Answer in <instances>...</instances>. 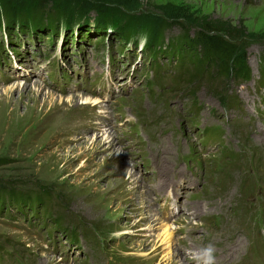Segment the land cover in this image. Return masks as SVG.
Returning <instances> with one entry per match:
<instances>
[{
    "label": "rangeland",
    "instance_id": "obj_1",
    "mask_svg": "<svg viewBox=\"0 0 264 264\" xmlns=\"http://www.w3.org/2000/svg\"><path fill=\"white\" fill-rule=\"evenodd\" d=\"M3 1L25 13L26 9L33 10L27 1L36 3V0H0L6 20L8 15ZM108 1L112 3L40 0L43 11L60 13L55 33L46 28L49 19L43 14L39 18L44 28H26L34 31V37L22 32L15 22L9 28L0 29V40L8 31L14 35L7 34V41L2 39L0 76L9 78L8 82L18 81L0 83V193L46 190L55 198L49 214L42 212L40 220L13 207L4 214L0 209V264H89L92 258H96L93 264H184V260H191L187 255L192 251L212 244L206 237L214 236L210 237L211 241L223 243L220 236L226 226L223 220L215 217L227 216L230 204L232 210L236 202L246 199L241 198V194H246L241 184L245 171L256 173V181L248 186L249 193L260 188L259 195L264 200V143L260 138L264 135V0ZM19 18L16 15L13 20ZM178 21L183 27L175 26ZM165 23L174 27L162 33ZM205 28L232 35L231 40L247 57L251 69L249 80L236 73L218 76L216 67L210 70L211 77L216 76L213 82L207 74L204 80L196 81L195 68L188 58L181 66L182 59L173 54L168 40L183 39L184 31L192 37ZM149 32L156 46L161 44L159 51L142 44L145 38L147 41ZM160 34L165 36V42L157 41ZM76 35L81 36L82 48L75 44L73 37ZM126 47L129 48L125 51ZM49 58L58 63L60 72L51 79L49 74L54 64L48 65ZM9 66L19 70L18 79L13 77L18 74L10 77ZM28 70H37L39 74ZM33 74L39 75V82L32 81ZM188 74L194 80L189 79ZM111 75L115 80L112 89L119 91L106 94L108 102L112 103L115 143H111V136L105 132L101 135L104 129L96 127L102 116L96 115L93 121L89 120L91 106L80 104L82 99H88L92 106H97L95 101L100 100L89 99L92 96L86 90L103 92L96 88L99 78L106 88ZM58 81L77 89L62 95L49 88L48 84L59 87ZM35 85L41 89H36ZM157 86L169 99L171 107L166 111V125L157 126L153 134L155 138L163 132L170 134L158 136V139L169 141L170 148L166 157L158 146L154 159L143 124L136 123L135 117L147 114L145 105L149 114H155ZM124 88L130 97L123 94L117 98ZM48 94L54 97L49 98ZM70 97L75 98V102L68 103ZM52 103L59 107H52ZM114 103L117 114L113 112ZM122 108H125L124 115L119 113ZM161 110L157 108V112ZM127 114L129 119L123 121ZM207 114L216 117L226 132L231 128L236 138L246 143L247 149L236 146L234 136L227 135V142L235 147L225 148L221 154L223 131L203 130L200 126L217 124ZM153 115L149 116L153 118ZM251 118L257 119V124H244ZM256 129L258 135L253 134ZM182 131L193 138V153L178 160L174 155L181 144L187 151L189 148L178 141ZM143 135L145 150L140 147ZM245 136L250 137L248 142L242 139ZM143 150L148 156L147 164L152 163L155 168L153 174L147 173L150 166L144 167L141 163ZM120 152L127 159L124 165L118 159ZM240 157L245 159L235 164L233 161ZM202 158L209 164L200 163ZM125 166L128 169L123 173ZM162 169L165 171L161 172ZM170 169L186 171L193 180L185 190L179 188L185 211L178 217L175 228L182 231L192 228L194 232L182 235L173 252L169 247L173 238L167 243L159 237L164 230L162 223L147 220L149 202L151 204L154 197L150 194L148 202L144 190L152 185L150 192L154 191L153 194L162 199L166 184L176 182L175 173L171 174ZM218 169H226L227 176L220 178ZM133 171L137 176L144 172L147 185L140 176L135 179ZM215 197L223 204L224 212ZM259 206L264 207V201ZM244 209L245 204H242L237 211L232 210L231 215L236 216ZM250 210L256 212L257 204L253 203ZM207 212L217 215L208 217ZM46 222L49 227L43 224ZM58 224L64 229L56 228ZM243 226L250 233L257 230L264 235V211L252 218L249 226L246 222ZM145 228L146 232H141ZM235 229L241 238L244 232L236 226ZM76 235L85 241L87 248L82 241H75L73 236ZM236 242L240 243L229 245L228 251L239 249L242 261L243 245L240 240ZM214 247L216 251V244ZM181 251L187 253L186 258L179 254ZM215 256V264H223V257L229 261L224 253ZM258 261L259 254L252 264Z\"/></svg>",
    "mask_w": 264,
    "mask_h": 264
},
{
    "label": "trees",
    "instance_id": "obj_2",
    "mask_svg": "<svg viewBox=\"0 0 264 264\" xmlns=\"http://www.w3.org/2000/svg\"><path fill=\"white\" fill-rule=\"evenodd\" d=\"M40 0H36V3L34 1H27L28 7L31 4V8L33 10L26 9L25 11L22 10V12L19 9H15L11 3H6V1H3L5 8V12L8 15L7 17V23L5 22L4 18L2 17L4 15L3 13V7L0 5V29H4L5 27L9 28L11 24L14 22L17 23L19 26H21L22 30L25 31L31 35L34 36V31L28 30L27 27H31V29L36 30L40 28H44L41 21V14L45 15L44 17L48 18L49 20H46V28L48 27L50 32L55 33V29L57 25L59 24V20L57 19V15L60 14L58 12H52L51 10L43 11V8H41L42 4L39 2ZM96 2H105V3H112V1L108 0H91ZM41 4V5H40ZM10 6V7H9ZM36 7V9H35ZM29 8V9H31ZM31 11V12H30ZM13 14V16H12ZM19 15L20 18L16 21L13 20V18ZM40 15V18H39ZM60 16V15H58ZM12 18V20H10ZM39 18V19H38ZM28 24V25H27ZM175 26L183 27V24L179 21L176 22ZM174 26L170 23H165L162 27L161 32L166 33L169 28H173ZM11 30V29H10ZM9 32V31H8ZM6 32V34H8ZM86 32V31H85ZM189 32L184 31L183 39L180 40V37H176L173 40L169 41L167 45L171 46V51L173 54H176L175 56H178L181 60V66L186 64L185 59L189 62L190 65H193V68H195L194 76L196 75V81H202L204 78H206V74L211 78L210 81H214L216 79V76L210 75L211 68H218V76H227L228 74L236 73L238 77L248 79L251 74V69L247 61L246 55H243L240 53V49L238 46L234 43V41L231 40L232 35L226 36L225 34L218 32L213 29H203L202 31L197 32L194 36L190 37ZM151 32L147 33V43L146 47H154L153 50L158 49V51L161 48V44L159 47L156 46L155 40L150 38ZM188 35V36H187ZM85 36V35H84ZM81 38V36H80ZM157 41L165 42V36L160 34ZM158 42V44L160 43ZM184 43H188V45H184ZM163 44V43H162ZM188 48V50L186 49ZM199 50H201V54H199ZM184 59V60H183ZM190 74V73H189ZM187 75L189 79H193L191 75ZM194 80V79H193ZM1 166V164H0ZM9 193V192H6ZM0 209L2 210L1 213L8 212V209L10 207H13L14 209H19L20 211H28L33 216L35 213L38 215V218H41V213L43 212L45 214H49L50 208L55 204V198L51 196L49 193H47L46 190H43L41 192H22V193H15L11 192L9 194L0 193ZM31 210V211H30ZM22 211V212H23ZM58 228L63 227L61 224H58Z\"/></svg>",
    "mask_w": 264,
    "mask_h": 264
},
{
    "label": "bare ground",
    "instance_id": "obj_3",
    "mask_svg": "<svg viewBox=\"0 0 264 264\" xmlns=\"http://www.w3.org/2000/svg\"><path fill=\"white\" fill-rule=\"evenodd\" d=\"M3 18H4V15L2 16ZM4 20H5V22L7 23V20L4 18ZM39 30V29H38ZM22 32H26V30L25 31H23L22 30ZM12 32L11 31H9L8 32V35H11V36H14L13 34H11ZM28 36H31V35H29L28 34ZM34 36H35V34H34ZM34 36H32V37H34ZM10 38V37H9ZM29 38H31V37H29ZM10 40H11V38H10ZM17 76L18 75H14L13 77H15V78H17ZM29 77V76H28ZM27 78V77H26ZM35 87H36V89L38 88V89H41L38 85H35ZM47 96V95H46ZM48 97L49 98H53L54 96L53 95H51V94H48ZM74 97V96H73ZM52 100V99H51ZM76 100H77V103H78V99L76 98ZM67 102L68 103H73V102H75V98H69L68 100H67ZM92 102V101H91ZM82 103V105L83 104H86V105H84V106H92L91 104H90V100H88V99H82V101L80 102V104ZM94 103V102H93ZM95 103H97V104H95V105H97V106H93L95 109H97L98 110V115L96 116V117H98V116H102V121H98L97 120V128H101V129H104V131L101 133V135L105 132L106 133V135L108 136V137H110L111 138V143L113 142V143H115L116 141L114 140L113 141V131H112V127L110 126V124L108 123V125H104L103 124V121H105L107 118H110V114H109V112H108V109H107V107L103 104V102H101V101H95ZM52 107H54V108H57V107H59V106H57V105H53V103H52ZM74 107H78V106H74ZM73 107V108H74ZM31 108V107H30ZM72 108V109H73ZM143 108H145L147 111H148V114H149V110H148V108H147V106L145 105ZM71 109V110H72ZM28 110V109H27ZM58 110V109H57ZM70 110V111H71ZM18 114H19V112H18ZM17 114V115H18ZM100 114V115H99ZM8 115V114H7ZM26 115V114H25ZM24 115V116H25ZM207 116H210V117H213L216 121H217V124L216 125H212V124H210L209 123V125H206V126H209V127H218V125H219V122H218V120L216 119V117H214L212 114H207ZM71 117V116H70ZM263 118V117H262ZM18 119V118H17ZM57 119V118H56ZM71 119H74L73 117H71ZM31 120V119H30ZM58 120V119H57ZM86 119H81L80 121H85ZM61 121V120H60ZM257 119H255V118H251V119H249L248 121H246V122H244V124H250L251 126L252 125H255V124H257ZM63 122V121H62ZM92 123H94V122H92ZM169 123V122H168ZM261 123V122H260ZM260 123H259V125H260ZM29 125V124H28ZM65 125V124H64ZM60 126V125H59ZM154 126H155V124H153V122L152 123H149V124H147L146 125V127H147V129L149 130V131H151L152 130V128H154ZM259 127H257V129H258ZM257 129H256V131H254V133L253 134H257L256 132H257ZM98 133V132H97ZM100 133V132H99ZM108 133V134H107ZM260 133V132H259ZM187 133H184L183 131L179 134V137H178V141L179 142H183V143H185V145H187L189 148H188V151L186 150V148L184 147V145L183 144H181V146H180V150H178V153L176 154V155H174L175 156V159H178V160H180V158L181 159H184V158H186L188 155H190V154H192L193 153V149L191 148V146H192V144L194 143V140H193V138L192 137H188L187 135H186ZM160 135H163L164 137H168V135L170 136V134H168V133H161ZM159 135V136H160ZM227 135H232V136H234V139H235V142H234V144L236 143V146H239V147H241V148H243V149H247V146L245 145L246 143H242L241 141L242 140H239V139H237L236 138V135L234 134V132H232V129L230 128V131H228V132H225L224 133V136H223V141H224V147H227V148H229V147H235V146H232L230 143H228L227 142V140H226V136ZM258 135V134H257ZM105 136V135H104ZM149 138H150V140L152 141V142H155L156 144H158L159 145V147H160V152H161V154L163 155V156H166V154L165 153H168V148H170V142L169 141H166V139H164V138H160V139H157L156 141H154L153 140V138H152V135L150 134L149 135ZM260 138H261V140H262V142L264 143V135H263V137H262V135L260 136ZM245 142H248L249 140H250V137L249 136H245L244 138H242ZM108 140V139H107ZM101 142V141H100ZM95 143V142H94ZM106 144H108V143H106ZM109 145V147H111L112 145H110V144H108ZM104 146V145H103ZM105 148V147H104ZM96 149H97V147H96ZM167 149V150H166ZM159 151V150H158ZM220 153L221 152H223V150H220L219 151ZM173 153H174V151H173ZM167 157V156H166ZM154 158H156V157H154ZM165 158V157H164ZM119 161L121 162V164L122 165H124L125 164V162H127V159H125V157H124V155L120 152L119 153ZM166 159V158H165ZM160 160V159H159ZM169 160V159H168ZM118 161V162H119ZM200 161V163L201 162H205V163H207V164H209L207 161H205V159L204 158H202L201 160H199ZM110 162H112V161H110ZM114 162V161H113ZM170 163V162H169ZM119 164V163H118ZM167 165H169V164H167ZM171 166V165H170ZM122 168V167H121ZM126 168V169H125ZM127 167L125 166V167H123V173L124 172H126L127 171ZM210 170H213L212 168H210ZM129 171V170H128ZM165 171V169H162L161 170V172H164ZM226 169H218V172L220 173V178H223L225 175L227 176V174H226ZM129 173H131V172H129ZM170 173L172 174V173H175V177L177 178L176 179V182L175 183H167L166 185H170L173 189L171 190V191H169L170 193H172L174 196H175V191L174 190H177V189H181V190H185L186 189V185L188 184V183H192V181L190 180V178H191V176L188 174V172H186V171H182V170H179V171H177V169L176 170H171L170 169ZM132 174V176L135 178V179H137V172H135V171H133V173H131ZM191 174V173H190ZM254 175L256 176V173L253 171V172H248V171H245L244 172V175L241 177V184H242V187L243 186H245V188L243 187L242 188V190H243V192H245L246 194H241V198H243V199H245V197H246V199L244 200V201H242V202H239V203H237L236 202V206H235V208H233L232 210H236L239 206H241L242 204H245V209L243 210V211H241V212H238V214L236 215V216H232L231 215V204H230V206L229 207H227V209H226V213H227V216H225V217H223V216H218V217H216V218H218V219H220V220H223L224 221V225L226 226V229H225V231L223 232V234L220 236V238H221V240H222V242L223 243H221V242H219V241H217V243L216 242H213V241H211V239H210V237H214V236H208V237H206L205 239L209 242V243H212L213 245H215L216 244V251H215V254H219V255H221L222 256V254L224 253L225 254V256L228 258V260L229 261H225V259H224V257H223V264H242L243 262H245L246 264H252L253 263V261H255L256 260V258H257V256H258V254H259V261H258V264H264V242L263 243H255V242H253L252 241V234H250L248 231H246V230H244L243 228H242V224L245 222V221H250L252 218H254V217H256V216H258L260 213H263V211H264V207H262V206H259L260 205V203L261 202H263L264 200H261L262 199V196H260L259 195V193L261 192V189L260 188H258L257 190H256V192H254V193H252V194H250L249 193V191H248V186L249 185H252L253 184V181H256V178L254 177ZM167 176V175H166ZM169 176V175H168ZM165 177V176H164ZM171 177V176H170ZM140 178V177H139ZM141 178H142V176H141ZM143 179V178H142ZM164 179H166V178H164ZM170 179V178H169ZM172 179V178H171ZM173 180V179H172ZM143 181H144V179H143ZM138 182H140V181H138ZM173 182V181H172ZM180 183V187H179V184ZM218 184V183H217ZM140 185L142 186V187H144V185H143V183L141 182L140 183ZM219 185V184H218ZM180 189H179V192H180ZM144 190L147 192V193H145V196H147V199H148V202H149V199H150V191H149V189H145L144 188ZM168 192V193H169ZM182 195H184V194H182ZM142 197H143V194H142ZM143 198H145V197H143ZM215 199H217V205H218V207L220 208V210L222 211V212H224L225 211V208H224V206H223V204H221L220 202H219V198L218 197H215ZM154 202V204L153 205H151L150 204V202H149V205H150V210H148V212H149V214H147V220H150V221H152L153 223L154 222H156V221H160L161 222V220L160 219H162V217L159 215V214H157L156 213V211H157V209H156V207H157V205H156V202L155 201H153ZM253 203H256L257 204V210H256V212H252L250 209H251V205L253 204ZM211 209H212V207H210ZM221 211H218V212H220L221 213ZM147 212V213H148ZM217 214L216 213H214V212H207V216L208 217H215ZM226 215V214H225ZM152 222H150V223H152ZM162 224H161V226L164 228V230H163V233L162 234H160L159 235V237H162V241L163 242H169V240H171L172 238H173V240H172V244L171 245H169V247L172 249V252L174 251V250H176L177 249V247H176V238H175V236H174V232H171L170 230L172 229L171 228V226L170 225H168L167 223H164L163 221L161 222ZM235 223V224H234ZM235 226L237 227V228H239V229H241L243 232H244V234L241 236V238H240V236L239 235H237V233H236V229H235ZM146 230H147V228H145V229H142L141 230V232H146ZM214 230V229H213ZM212 230V231H213ZM211 231V232H212ZM234 231V232H233ZM130 234V233H129ZM128 234V235H129ZM129 237H130V235H129ZM216 237V236H215ZM241 241L242 242V245H243V252H244V257H243V260L241 261L240 260V257H239V249L238 250H235V251H232V250H230V251H228V249L230 248V247H228L229 245H233V244H239L240 242H236V241ZM248 245H250V249H249V251H248ZM229 252V253H228ZM179 254L180 255H183L182 254V252H179ZM247 256V257H246ZM239 257V258H238ZM187 258L189 259V258H191V256H190V254L189 255H187ZM184 264H196V261L194 260V259H192L191 258V260H189V261H186V260H184Z\"/></svg>",
    "mask_w": 264,
    "mask_h": 264
},
{
    "label": "clouds",
    "instance_id": "obj_4",
    "mask_svg": "<svg viewBox=\"0 0 264 264\" xmlns=\"http://www.w3.org/2000/svg\"><path fill=\"white\" fill-rule=\"evenodd\" d=\"M143 43H146V38L142 41ZM190 256L196 261V264H215V247L213 244H208L192 251Z\"/></svg>",
    "mask_w": 264,
    "mask_h": 264
}]
</instances>
